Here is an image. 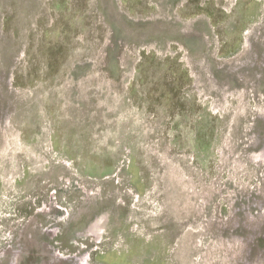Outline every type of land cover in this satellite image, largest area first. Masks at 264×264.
<instances>
[{
  "label": "rangeland",
  "instance_id": "1",
  "mask_svg": "<svg viewBox=\"0 0 264 264\" xmlns=\"http://www.w3.org/2000/svg\"><path fill=\"white\" fill-rule=\"evenodd\" d=\"M0 264H264V0H0Z\"/></svg>",
  "mask_w": 264,
  "mask_h": 264
},
{
  "label": "bare ground",
  "instance_id": "2",
  "mask_svg": "<svg viewBox=\"0 0 264 264\" xmlns=\"http://www.w3.org/2000/svg\"><path fill=\"white\" fill-rule=\"evenodd\" d=\"M97 230H98V229H97ZM97 230H96V231H97ZM94 235H98V234H97V233H94Z\"/></svg>",
  "mask_w": 264,
  "mask_h": 264
}]
</instances>
